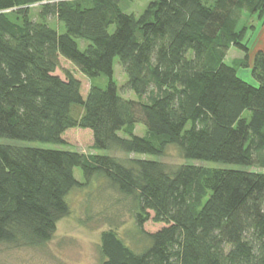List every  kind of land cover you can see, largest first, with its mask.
Here are the masks:
<instances>
[{
    "label": "trees",
    "instance_id": "obj_1",
    "mask_svg": "<svg viewBox=\"0 0 264 264\" xmlns=\"http://www.w3.org/2000/svg\"><path fill=\"white\" fill-rule=\"evenodd\" d=\"M123 1L0 0V139L65 145L82 129L97 152L0 143V244H47L71 193L104 178L130 200L145 245L111 228L101 264H264V52L250 62L242 24L264 16V0H155L139 17ZM233 49L245 58L230 65ZM116 59L135 99L121 93ZM63 61L90 81L87 94L72 71L57 74ZM172 146L185 160L238 168L140 157ZM149 222L163 227L146 232Z\"/></svg>",
    "mask_w": 264,
    "mask_h": 264
},
{
    "label": "rangeland",
    "instance_id": "obj_2",
    "mask_svg": "<svg viewBox=\"0 0 264 264\" xmlns=\"http://www.w3.org/2000/svg\"><path fill=\"white\" fill-rule=\"evenodd\" d=\"M155 0H124L121 9L128 14L141 16L148 8L150 3ZM39 6H32L31 14L34 18L39 11ZM51 26L65 32L64 25L62 29L56 20H52ZM243 26L247 27V36L245 42L249 47L250 62L259 51L264 52V16L250 17L244 15ZM113 31V29H112ZM82 50L87 46V42L78 40ZM245 58V54L235 49L231 50L227 63L232 65L237 60ZM72 71L83 81V92L87 94L90 89V81L82 77L81 74L68 62H62V68L57 74L63 76V70ZM115 80L117 81L123 97L135 99L127 89V77L120 65V60H115ZM239 76L250 83H255L250 71L240 69ZM106 85V78L102 77L96 81V84ZM138 136L146 135V128L138 125L136 129ZM65 145H53L37 142H19L0 139L1 144H19L43 149H60L75 151L83 154H96L93 150V134L89 130L72 129L63 136ZM103 154V153H102ZM110 155L121 159L133 158L119 152H109ZM141 158L160 160L171 167L180 165H200L213 168H238V166H225L215 163L200 161H188L182 156L180 150L172 146L162 158L152 156H140ZM259 171V170H258ZM263 171V170H260ZM76 178L85 183L84 176L80 169L75 170ZM70 205V214L63 218L57 225L56 233L53 239L42 246L36 248H14L6 244H0V264H101L102 256L100 253V244L102 234L114 228L132 247L144 246V240L136 233L132 204L129 199L114 191L106 183L104 178H94L91 184L84 188L74 190L68 198ZM163 226L149 222L145 225V231L154 233ZM137 243V245H136Z\"/></svg>",
    "mask_w": 264,
    "mask_h": 264
}]
</instances>
